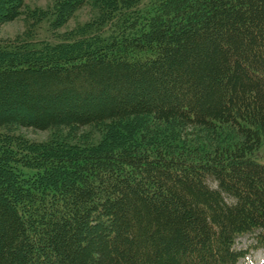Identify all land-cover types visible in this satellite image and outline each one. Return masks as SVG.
Instances as JSON below:
<instances>
[{
	"label": "trees",
	"instance_id": "obj_1",
	"mask_svg": "<svg viewBox=\"0 0 264 264\" xmlns=\"http://www.w3.org/2000/svg\"><path fill=\"white\" fill-rule=\"evenodd\" d=\"M3 1L1 23L23 14ZM89 4L59 42L0 45V264H239V238L264 246V0L54 11Z\"/></svg>",
	"mask_w": 264,
	"mask_h": 264
},
{
	"label": "rangeland",
	"instance_id": "obj_2",
	"mask_svg": "<svg viewBox=\"0 0 264 264\" xmlns=\"http://www.w3.org/2000/svg\"><path fill=\"white\" fill-rule=\"evenodd\" d=\"M0 1L4 6L7 5L3 0ZM58 1L24 0L23 14L15 20L6 23H1L5 10L0 9V45L4 46L11 42L20 43L25 40L31 41L35 46H41L42 41L56 43L62 37L84 28L98 16L97 10L90 4L73 10L69 16H60V14L58 16L54 11ZM1 133H10L13 136H19L35 143H48L60 140V142L94 144L103 139V130L100 128H86L78 131L58 128L49 131H38L29 128L13 127L4 129ZM257 158L259 162L264 163V146L258 152ZM61 180L65 181L66 179L62 176ZM54 210L49 209L43 213L47 216L51 213H61V211ZM254 245V240L250 237H243L239 240L238 248L251 250V254H249L247 260L245 262L242 261L241 264H264V248L254 249L252 248Z\"/></svg>",
	"mask_w": 264,
	"mask_h": 264
}]
</instances>
